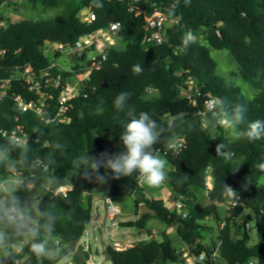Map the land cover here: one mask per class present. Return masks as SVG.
Here are the masks:
<instances>
[{"label":"trees","instance_id":"trees-1","mask_svg":"<svg viewBox=\"0 0 264 264\" xmlns=\"http://www.w3.org/2000/svg\"><path fill=\"white\" fill-rule=\"evenodd\" d=\"M8 1L0 0L1 6ZM33 5L61 8L62 15L55 19L8 22L0 29L2 43L7 50L0 64V78L12 77L17 69L31 65L38 72L51 64L46 53L48 44H75L85 35L119 23V41L108 51V61L104 68L91 76L90 82L82 88L79 97L68 103L65 113L58 117V92L53 98L44 100L43 115L34 111L22 112L15 104L12 94L21 95L27 102L37 103V97L28 90L25 81H14L10 94L0 102V139L10 136L20 129L19 137L29 135L33 146V156L45 159L54 152L57 161L55 174L61 178L57 190L63 192L43 194L45 204L55 205L65 219L56 225L60 246L64 249L57 261L44 260L43 264H58L71 253L91 224L95 198L112 199L122 196H136L138 214L141 204H147L156 211V216L142 215L136 222L124 223L123 227L145 229L152 218L164 222L168 228L174 227L176 236L185 246H193L199 241L210 240L206 248L209 255L219 241L220 255L225 264H247L256 258L264 264V187L258 184L264 175V140L249 141L242 136L231 138L223 126L217 125L218 132L213 138L212 126L202 125L200 112L205 109L203 100L197 106L181 96L180 86L189 80L196 83L203 96L226 99L229 109L242 104L246 107V123L240 125L241 132L247 122L264 120V0H28ZM97 4L102 5L100 7ZM134 7L144 14L164 12L175 21L173 27L165 31V41L160 46L145 49L142 46L147 34L143 15L136 17ZM88 9L95 15L92 22L82 21L81 13ZM0 18V23H2ZM192 30L196 43L186 50L182 47V36ZM199 33H203L200 39ZM212 50L228 51L240 68L242 79L257 92L251 98L235 84L228 83L218 73V63ZM141 65L143 72L133 73L134 65ZM75 67H78L77 65ZM54 72L58 70L54 69ZM64 79L70 74L61 71ZM122 91L132 93L129 104L136 112L153 114L166 129L165 136L186 138V147L179 153H166L168 144L162 141L156 147L160 155L169 161L168 186L172 199L184 204V211H172L164 201L146 199L144 189L135 176L109 179L106 184L87 180L73 166L72 161L89 150L95 156L107 150L110 153L123 150L119 135L122 127L113 100ZM149 92L154 96L149 97ZM103 101V103H102ZM184 119L178 120L179 114ZM208 113V120H212ZM195 124L194 128L189 125ZM43 129V135L33 133L34 127ZM36 140V143L34 141ZM56 142L65 145L63 151L54 150ZM224 145L222 151H215L216 145ZM242 169L236 174V168ZM211 170L213 189H207V173ZM105 170L101 169V173ZM184 174H187L186 179ZM107 175L111 176L109 171ZM249 176L253 186L245 188L241 181ZM183 180L182 183L178 181ZM223 183L231 186L240 195L247 197L245 206H240L227 216L221 233L214 235L213 228L202 222L220 219L219 205L227 202ZM200 196L209 201L204 208L195 207ZM256 218H261L258 240L252 243L248 226ZM162 240L139 242L132 248L117 250L108 245L104 255L111 264H176L184 263L170 237L161 234ZM198 249L204 250L202 245ZM83 259L73 257L75 264H87L89 252L82 249ZM18 264H40L26 245L17 252Z\"/></svg>","mask_w":264,"mask_h":264},{"label":"clouds","instance_id":"clouds-1","mask_svg":"<svg viewBox=\"0 0 264 264\" xmlns=\"http://www.w3.org/2000/svg\"><path fill=\"white\" fill-rule=\"evenodd\" d=\"M184 3L189 5L191 0H184ZM196 41L194 32L188 30L182 36V47L186 50ZM143 70L139 64L133 66L134 74ZM131 96V92L122 91L113 100L116 112L123 114V117H117L122 127L119 139L123 150L114 153L105 150L95 156L89 155L88 150L77 156L72 164L85 179H94L97 184L135 176L148 187H160L169 180V161L160 155L156 145L166 141L169 147H173L176 138L174 135L165 136L170 129L154 119L152 113H137L134 105L129 104ZM209 111L213 119L208 123L213 131L220 125L249 141L264 140V120L247 122L246 129L241 132L240 125L247 120L244 105L229 109L226 99L216 98L211 101ZM176 119L182 121L184 114H179ZM189 127L194 128L195 124ZM32 131L37 136L43 135V129L38 126ZM29 140V135L20 138L10 135L0 139V264H18L16 255L21 244L28 247L40 264L44 260L57 261L64 253L56 225L65 216L56 210L55 205L45 204L42 198L45 193L55 192L61 184V178L55 174L57 161L54 152L45 159L33 156ZM52 147L63 151L65 145L56 142ZM223 147L219 143L215 151L220 153ZM260 168L264 169V164ZM101 169L105 172L101 173ZM109 171L111 176L107 175ZM223 187L228 197L240 199L239 193L231 186L223 183Z\"/></svg>","mask_w":264,"mask_h":264},{"label":"built area","instance_id":"built-area-1","mask_svg":"<svg viewBox=\"0 0 264 264\" xmlns=\"http://www.w3.org/2000/svg\"><path fill=\"white\" fill-rule=\"evenodd\" d=\"M137 1V0H134ZM131 11L135 13V16L143 15L146 29V36L142 43V46L145 49L154 46H160L165 41V31L167 28L173 27L175 21L169 19L166 13L164 12H155L152 15L144 14L142 11L132 7ZM95 20V15L88 12L87 20L92 22ZM5 24L0 23V29L4 27ZM120 24L111 23L107 27L95 30L84 37L80 38L75 44H64V43H53L48 44L46 48V53L51 57V64L47 69L40 70L36 72L31 65H26L22 69H17L12 77L0 78V102L10 94L12 84L14 81H25V84L28 87V90L34 93L37 97V103L27 102L21 95L12 94V98L17 105L18 109L22 112L34 111L37 115H43L44 100L46 98H53V92H58L57 101L59 104L58 117H61L67 110L68 103L76 99L82 93V88L86 83L90 82L91 76L93 73L102 70L105 64L108 61V51L116 47L119 41V32ZM7 50L3 46L2 38L0 35V64L5 58ZM69 56L76 57L78 67H75L73 70V77L64 79L61 70L54 63V60L57 56ZM54 69L58 72H54ZM17 75V76H16ZM181 96L188 100L193 106H197L200 99L203 100L205 109L200 112L202 118V125L204 128L208 127V113L211 107V101L216 99L211 95L203 96L201 90L197 87L196 83L192 80L187 81L186 83L180 86ZM20 129L14 131L11 135L18 136ZM4 136H7V133L2 131ZM186 138L184 136H178L175 139L173 147H167L166 153L179 154L186 147ZM210 180L208 178L207 182ZM244 182L243 180L241 181ZM142 184V183H140ZM68 188L62 187L56 191L65 193ZM239 200H234L230 197H227L228 211L230 215L232 211L240 206H245L247 197L240 195ZM106 205V217L107 221H112L122 214L121 208L114 202V199L106 197L103 199ZM184 204L181 202H175L173 211H184ZM262 215L264 216V209L262 210ZM225 227V221L220 223L219 233ZM199 242L193 246H186L187 251L182 254V260L184 264H225L220 255V246L221 242L217 244L216 248L208 255L205 250L198 249ZM115 249L121 250L117 244L114 245ZM86 252L90 253V243L88 235L86 234V241L84 244ZM201 251L200 255H197V252ZM61 262V261H60ZM59 262V263H60ZM68 264H75L74 259ZM87 264H111L105 258V262L98 263L95 261V256L90 253ZM247 264H259L256 258L250 259Z\"/></svg>","mask_w":264,"mask_h":264},{"label":"rangeland","instance_id":"rangeland-1","mask_svg":"<svg viewBox=\"0 0 264 264\" xmlns=\"http://www.w3.org/2000/svg\"><path fill=\"white\" fill-rule=\"evenodd\" d=\"M61 8H48L41 5H33L28 0H16V1H8L4 3L0 8V18L2 19L4 24L8 22H19L22 20H32V21H43L49 19H55L62 15ZM200 39H203V33H199ZM212 56L218 63V73L224 78V80L228 83H232L238 85L245 95L249 98L253 97L257 92L252 86L247 84L241 77L240 68L235 62L234 58L228 51H217L212 50ZM51 59V57H50ZM54 63L57 64L59 69L62 72L69 73V78L73 77V70L75 69L76 64L78 63V59L76 57H69L65 55L57 56L54 60ZM17 76V75H16ZM154 92H149L148 96H154ZM226 129V128H225ZM227 134L234 138L236 135L232 133L230 129H226ZM214 137H217L218 132H212ZM242 169V163H239L236 168V174H239ZM210 171L207 173V180L210 176ZM245 187L250 189L253 186V183L249 176H245L243 178ZM258 184L264 187V175L258 181ZM136 196H127V197H119L115 200L116 204H120L122 209V213L125 211V217H117L114 222L109 221L107 232L109 233V237L106 236L105 228L102 230L103 232L100 233L98 230L93 228H89L90 232V241H91V249L95 256V261L98 263L105 262L104 257L101 255L105 245L109 244V240H120V239H128L131 242H138L142 241L143 239L147 238V233H144L142 236L141 231L138 227H120V226H113V223H118L120 220H128L134 221L136 216L134 213L138 214L137 208L133 209V202ZM209 201L204 197L200 196L199 200L195 201V207L197 208H204L207 206ZM96 207H100L101 213H105V202L103 199L98 198L95 201ZM134 210V213H133ZM262 219L256 218L254 221L248 226V232L252 238L251 242L254 244L258 240L259 229L261 225ZM105 226V222L103 224ZM159 227H163L162 222H158L157 224ZM204 225H214L211 221H206ZM152 225H150L151 227ZM172 243L175 249L183 254L187 251L185 245H183L179 239H177L175 233L172 234ZM86 241V235L82 241H80L77 245L71 248V253L68 254L66 258L61 260L58 264H68L71 259L75 255L81 256L82 249L85 250L84 244ZM24 247V244L20 245V248L17 252ZM96 250L100 253V255H96ZM176 264H184V263H176Z\"/></svg>","mask_w":264,"mask_h":264},{"label":"crops","instance_id":"crops-1","mask_svg":"<svg viewBox=\"0 0 264 264\" xmlns=\"http://www.w3.org/2000/svg\"><path fill=\"white\" fill-rule=\"evenodd\" d=\"M162 157L164 158V156H162ZM169 171H171L170 165H169V168H168V172ZM210 174H211V170H210ZM209 177H210V180L207 182V189L208 190H212L213 189V184H214V180H213L212 174ZM141 186L144 189V194H145L146 199L164 201L166 203V205L173 211V207H174L175 201H173V199H172V191H171V188L168 186L167 182L164 185L160 186V187H148V186H146L143 183L141 184ZM122 197H124V196H122ZM125 197H127V196H125ZM118 198H115L114 199V202ZM96 199H98V198H95V200H94V212H93V217H92L91 227L90 228H93L95 230H98L100 233H102L103 232L102 230L105 228L106 236L109 237V233L107 232V228H108V223H109L110 220L107 221V217H106V214H107L106 213V206H105V213L102 214L101 213V210H100V207H96V205H95ZM135 201H136V198H135V200L133 202V209H135ZM117 205L121 208V205L120 204H117ZM122 209H124V208H121V210ZM219 210H220V219H221L220 221L219 220H216L214 218H209V219H207V220H205V221L202 222L203 225H204V223L206 221H211V222L214 223V225H206L208 227L213 228L214 235L219 234V226H220V223H222L224 221V219L227 216L230 215V211H228V208H227V205L226 204L219 205ZM181 212L182 211H180V213ZM133 213H134V210H133ZM134 215L136 216V219L134 221L120 220L118 223H113L112 225L113 226L123 227L122 225L124 223H127V222H136L142 216L140 214V211H139V214L134 213ZM118 217H125V211H124V213H122ZM153 217H155V216H153ZM115 219L112 220L111 222H114ZM104 222H105V226L103 225ZM158 222H162V221H160L159 219H156V218H152V219H150V220L147 221L146 228L145 229H139L141 231V234H140L141 236L144 233H147V238L143 239L142 241L131 242L128 239H120V240H111L110 239L109 240V244L105 245V247H104L103 252H102L101 255L104 257V259L106 258L105 255H104V250H105V248L108 245H111V246L114 247V245L117 244L119 247H121V250H125V249H128V248H132L134 245H136L139 242H147V241H150V240H158V241H161L162 240V237H161V234L162 233H166L170 237V239L172 241V239H173L172 234L175 233V235H176L175 228L174 227L168 228L164 222H162L163 223V227H159L157 225ZM150 225H152V226L150 227ZM125 228H127V227H125ZM86 234L88 235V239H89V243H90V248H89L90 249V253H92L94 255V253H93V251L91 249V241H90V237L91 236H90V232H89L88 229L85 232V234H84L83 238L81 239V241L84 239V237H85ZM177 239H179V238L177 237ZM179 241H180V239H179ZM199 244L204 247V250L205 251H206V248H208V246H211L210 245V240L199 241ZM96 255H100V253L97 250H96Z\"/></svg>","mask_w":264,"mask_h":264},{"label":"water","instance_id":"water-1","mask_svg":"<svg viewBox=\"0 0 264 264\" xmlns=\"http://www.w3.org/2000/svg\"><path fill=\"white\" fill-rule=\"evenodd\" d=\"M88 12H89L88 9H84L82 11L81 16L83 17V19H82L83 22L87 20ZM140 214L141 215L150 214L152 216H156L157 213H156L155 210H153L152 208H150L147 204H142L140 206ZM90 227H91V224H88L86 226L87 229H89ZM200 253H201V251H198L197 252V255H200Z\"/></svg>","mask_w":264,"mask_h":264}]
</instances>
